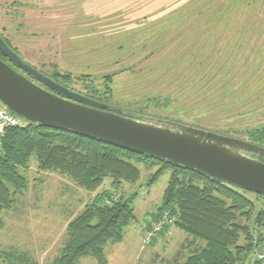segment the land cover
Returning a JSON list of instances; mask_svg holds the SVG:
<instances>
[{
  "label": "rangeland",
  "instance_id": "obj_1",
  "mask_svg": "<svg viewBox=\"0 0 264 264\" xmlns=\"http://www.w3.org/2000/svg\"><path fill=\"white\" fill-rule=\"evenodd\" d=\"M0 35L34 68L52 79L55 70L71 73L79 79L54 80L119 113L210 130L264 121V0H0ZM189 67L194 89L203 81L212 91L241 82L251 97L241 112L252 105L257 109L233 124L224 111L204 115L176 85L177 75L187 77ZM95 89L100 93L93 98ZM233 100L227 96L223 106L230 107ZM139 166L137 182L116 187L106 178L98 190L89 191L63 174L39 170L34 155L29 167L21 169L29 188L2 215L0 264H52L67 241L71 221L103 192L114 201H128L135 214L125 228V246L105 245L107 264L171 261L187 232L172 222L150 241L146 237L159 218L171 172L153 179L157 168ZM241 191L257 210L264 209V195ZM130 240L133 251L142 243L139 258L128 251ZM261 246H254L244 264H256ZM123 247L124 256L119 254ZM77 264L100 263L85 255Z\"/></svg>",
  "mask_w": 264,
  "mask_h": 264
},
{
  "label": "trees",
  "instance_id": "obj_2",
  "mask_svg": "<svg viewBox=\"0 0 264 264\" xmlns=\"http://www.w3.org/2000/svg\"><path fill=\"white\" fill-rule=\"evenodd\" d=\"M194 67L199 69L198 65ZM188 69L187 77L177 75L176 85L184 88L182 93L187 92V99L192 98L194 106L203 110L204 115L224 111L225 118L232 119L233 124L243 114L253 112V105L247 112H241L251 101L245 84L234 82L223 91H212L210 84L203 81L194 89L197 83L189 79L193 77V69ZM53 77L68 81L79 79L58 70ZM99 93V89H95L92 97ZM227 96L231 101L234 99L230 107L222 103ZM25 121L22 125L9 126L0 138V227L5 210L12 208L17 195L29 188V179L21 169L28 168L35 155L39 170L63 174L89 191L98 190L106 178H111L116 187L123 181L137 182L141 178L139 164L157 168L153 179L169 170L171 175L163 205L155 221L167 215L189 237L171 261L161 264H244L254 246L264 241V209L257 210L255 202L241 191L242 188L167 159L72 130ZM232 128L214 130L236 134L264 146V121ZM134 218L128 201L122 198L114 201L109 192L100 193L71 221L67 241L52 264H77L85 255L107 264L105 245L121 242L125 228Z\"/></svg>",
  "mask_w": 264,
  "mask_h": 264
},
{
  "label": "water",
  "instance_id": "obj_3",
  "mask_svg": "<svg viewBox=\"0 0 264 264\" xmlns=\"http://www.w3.org/2000/svg\"><path fill=\"white\" fill-rule=\"evenodd\" d=\"M0 52L46 86L0 58V101L24 120L167 159L264 195V146L178 121L116 112L34 68L1 35Z\"/></svg>",
  "mask_w": 264,
  "mask_h": 264
},
{
  "label": "built area",
  "instance_id": "obj_4",
  "mask_svg": "<svg viewBox=\"0 0 264 264\" xmlns=\"http://www.w3.org/2000/svg\"><path fill=\"white\" fill-rule=\"evenodd\" d=\"M25 120L15 113H13L11 110H9L6 106H0V138L5 134L6 129L9 126H15V125H22L25 124ZM173 219L168 217L167 215L161 217L158 222L154 224L152 232L147 235V240L150 241L152 236L154 235V232L160 230L164 227V225H167L169 223H172ZM262 250L259 254V264H264V241L261 243Z\"/></svg>",
  "mask_w": 264,
  "mask_h": 264
},
{
  "label": "crops",
  "instance_id": "obj_5",
  "mask_svg": "<svg viewBox=\"0 0 264 264\" xmlns=\"http://www.w3.org/2000/svg\"><path fill=\"white\" fill-rule=\"evenodd\" d=\"M125 242H126V240H125V237H124L123 240H122L121 242H118V243H115V244H121V245H123V244H125ZM115 244H114V247L116 248L117 245H115ZM141 244H142V243H141ZM141 244H140L139 246H137V247H134L135 250L133 251V249L131 250L132 247H131V240H130V245H129V246H130V250H128V251H129V252L131 251L130 253L133 254V256H134L133 258H134V259L139 258V256L142 255V252H143V251H142ZM126 245H128V244H126ZM123 246H125V245H123ZM119 250H120V249H118L117 252H118ZM126 251H127V250L123 247L122 250L119 252V254L124 256V254L126 253ZM258 264H259V263H258Z\"/></svg>",
  "mask_w": 264,
  "mask_h": 264
},
{
  "label": "flooded vegetation",
  "instance_id": "obj_6",
  "mask_svg": "<svg viewBox=\"0 0 264 264\" xmlns=\"http://www.w3.org/2000/svg\"><path fill=\"white\" fill-rule=\"evenodd\" d=\"M12 49L14 50V48H12ZM14 51H16V50H14ZM0 58H2L5 62H7L8 64H10L12 67H14L15 69H17L21 73L23 72L24 75L28 76L29 78H31L32 80H34L35 82H37L38 84H40L41 86L46 87L44 84H42L41 82H39L38 80H36L31 74H29L25 70L21 69L15 62L10 61V59L8 57H6L5 55H3L1 52H0Z\"/></svg>",
  "mask_w": 264,
  "mask_h": 264
}]
</instances>
